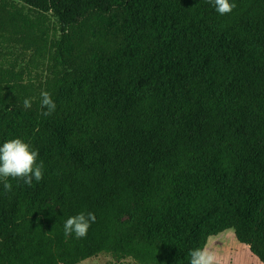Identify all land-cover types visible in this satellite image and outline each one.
<instances>
[{"label": "trees", "instance_id": "obj_1", "mask_svg": "<svg viewBox=\"0 0 264 264\" xmlns=\"http://www.w3.org/2000/svg\"><path fill=\"white\" fill-rule=\"evenodd\" d=\"M18 1L0 0V32L44 52L45 73L0 66V146L29 143L43 179H0V264H190L229 228L264 264V0L225 15L209 0ZM81 212L86 237L66 236Z\"/></svg>", "mask_w": 264, "mask_h": 264}, {"label": "rangeland", "instance_id": "obj_2", "mask_svg": "<svg viewBox=\"0 0 264 264\" xmlns=\"http://www.w3.org/2000/svg\"><path fill=\"white\" fill-rule=\"evenodd\" d=\"M9 3L21 4L18 0H7ZM28 15L36 22L44 26L51 38L57 37L60 33V23L58 18L52 12H42L38 9L30 8L26 5ZM50 46H47V50ZM44 52L37 51L34 47L17 44L9 41L0 32V66L11 65L16 63L17 69H22L27 65L37 73H45L42 64L37 66V60L42 57ZM47 56V53L44 54ZM43 55V56H44ZM34 59L35 61L30 63ZM34 73H36L34 71ZM263 218L258 222V226L264 231V205L262 206ZM206 230L214 228L211 222H207ZM207 246L216 256L215 264H263L261 260L251 251L250 247L239 241L235 235V231L229 228L217 235L210 236L207 242L202 245ZM78 264H142L134 258L127 257L118 259L110 253H101L97 256L85 259Z\"/></svg>", "mask_w": 264, "mask_h": 264}, {"label": "clouds", "instance_id": "obj_3", "mask_svg": "<svg viewBox=\"0 0 264 264\" xmlns=\"http://www.w3.org/2000/svg\"><path fill=\"white\" fill-rule=\"evenodd\" d=\"M213 3L216 11L225 15L230 13L235 4L230 0H209ZM32 101L25 98L23 106L30 108ZM41 107L46 111L42 112L44 116L52 115L56 110V103L48 91L41 92ZM39 156L38 150H33L31 145L21 138L10 139L0 146V179L3 180L5 191L12 190V184L8 178H19L27 185H31L33 180L40 182L43 179V161L37 162ZM96 220L92 212H81L69 217L64 224L66 236L75 234L76 238L86 237L92 223ZM190 264H215L216 256L207 246L196 248L190 252Z\"/></svg>", "mask_w": 264, "mask_h": 264}]
</instances>
